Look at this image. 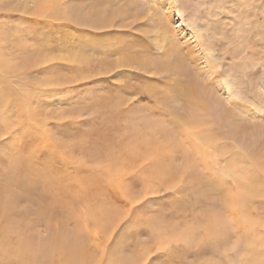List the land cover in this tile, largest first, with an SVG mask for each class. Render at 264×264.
<instances>
[{"label": "rangeland", "instance_id": "1", "mask_svg": "<svg viewBox=\"0 0 264 264\" xmlns=\"http://www.w3.org/2000/svg\"><path fill=\"white\" fill-rule=\"evenodd\" d=\"M4 4L8 5L5 10L9 7L14 11L2 10L12 14L8 25L0 21L2 52L15 49V61L21 63L22 59H35L38 51L46 49L48 61L43 65L35 61L37 65L29 69L25 81L35 98L31 106L47 124L52 145L62 148L63 162L82 163L85 172L93 167L100 169L124 150L127 142L121 136L128 130L124 124L128 126L136 118L141 121L144 113L148 115L143 117L145 122L157 120L165 131L162 139L174 147L169 154L171 165L163 166L169 173H176L172 178L155 179L151 163L145 166V161L139 168L135 162L134 170L143 171L133 178L132 172L125 177V167L115 161L113 172L124 177L119 187L113 186L116 181L105 173L82 180L81 175L67 171L69 174H63V200L72 206L78 191L87 190L88 197L80 195L85 204L71 209L70 215V207L63 202V212L56 219L48 224L35 223L36 227L26 234L46 241L62 226L64 237L72 239L78 233L77 237L91 247L82 215L86 213L88 231H92L95 225L88 218L93 210L88 209L104 204L99 205L102 209L98 212L109 210L112 221L120 218L121 223L103 247L116 251L127 264L139 254L143 255L142 264H253L248 258L264 264V0H56L51 13H66V21L63 16L47 19L48 12L46 19L44 14L42 18L26 14L23 9L32 11L35 0H0V5ZM94 20L104 21V27L91 29L82 24ZM163 22L174 49H168L164 36H159ZM174 52L191 74L185 77L164 71L162 76H155L157 64L163 67L172 63ZM190 52L194 62L188 57ZM127 57L136 60L131 62L133 67L114 71L113 63ZM55 67L74 71H49ZM193 84L210 95L211 106L205 110L197 101L184 97V91L194 89ZM126 85L142 90L146 97L134 102V95L125 93ZM178 86L182 89L176 103L173 96ZM163 100L165 106L161 105ZM115 101L127 112H114L115 103L111 102ZM152 105L154 110L147 112ZM222 111L228 112L224 118ZM192 119L200 124H188ZM208 133L209 143H201L197 136ZM39 177L14 189L21 199L14 212L21 217L26 214L28 219L33 218L40 205ZM4 182L0 177V196L10 192ZM95 182L99 188L110 185V196L104 197L102 191L98 193L104 194L98 197ZM243 187L261 192L249 196ZM28 189L29 196L25 193ZM130 202L133 207L127 204ZM19 218L15 224L24 227ZM212 221L218 227L209 231ZM168 228L170 231H166Z\"/></svg>", "mask_w": 264, "mask_h": 264}, {"label": "bare ground", "instance_id": "2", "mask_svg": "<svg viewBox=\"0 0 264 264\" xmlns=\"http://www.w3.org/2000/svg\"><path fill=\"white\" fill-rule=\"evenodd\" d=\"M35 1H36L35 7L30 12L26 11L27 8L23 6V8H26V9H23L26 14L28 15L32 14L33 16L40 15L42 18L41 14L45 15V13L48 12L47 17L45 15L43 16V18L46 17L48 19L52 15V17H55V19L63 16V21L68 20V18L65 16L66 13L64 12L62 13L63 15H60L61 12L59 11L57 13V10H54L51 13L52 7L55 6L56 4V0H35ZM58 1L59 0H57V2ZM6 6L8 5L7 4L0 5V7L3 8V9L0 8V19H4L0 21H1V24H4V25H8L7 22L12 16V14L10 16L6 13H3V11L5 10L4 7ZM11 10L14 11V9H10L8 7L6 8L4 12L6 11L11 12ZM120 13L121 12H117L116 14H120ZM116 14L113 13L112 16L115 17ZM33 18L31 19L33 20ZM158 18L160 19L161 17H158ZM133 22H136V20H134ZM159 22H161V20H159ZM79 23H81V21ZM108 23L109 22H107L106 25H108ZM82 24L88 25L89 28L91 29L92 27L99 29V27H104L105 25L104 21H97V20L91 21L89 23L82 21ZM158 24L161 25L162 23H158ZM161 26L162 27L159 26L160 27L159 36L161 37L164 36V42L167 41L169 45L168 49H174L173 48L174 43H173L172 38H170V36L168 38V34H167L169 32L168 26H166L165 23L164 25H161ZM202 38L205 42L204 37ZM198 45L200 47L201 44H198ZM202 49H205V48L203 47ZM2 50L4 49H0V177H2L5 180L3 185H5L6 183L5 190L10 191L9 192L10 194L5 193L4 196H0V264H127L126 262H124L117 256L116 251L108 250V249L105 250L103 247L104 243L107 242L106 240H108L109 237L113 234L114 230L116 229V227L118 226L120 222L119 221L120 218L118 219L117 222L115 220L112 221L114 217H111V213L109 210L103 209L104 211L98 212L99 209H102L99 207V205H104V204H98L97 206L89 207L88 209L90 211L93 210V212L91 213V216L88 218L95 225L92 231H88V227L86 224L87 222L85 221L86 218H84L86 213H83L82 215L83 221H84V227L87 230L85 234L86 238L92 241L91 247L88 246L81 238L77 237L78 233H76L72 239L71 238L68 239L66 236L64 237L65 233L63 232L62 226H60L59 227L60 229L57 232H54L53 235H51V237L47 239L46 241H40V239L34 240L32 237L28 236L26 232L36 227L35 223L39 224L44 221L46 224H48L50 221H53V219H56V215L59 214V212L60 214L63 212L62 211L63 202H64V205H68L67 207H70V212H69L70 215H71V209L74 210L73 208L77 207L78 204H85L83 202L85 198L82 197L81 199L80 195L83 196V194L84 195L86 194L88 197L89 194L87 190L78 191L79 193L77 194L78 196L74 194L77 197L76 202L71 201L74 207L73 205L71 206L70 203H67L63 200V191H61V189L63 188V174L64 173L69 174V172L67 171H71L75 176L81 175L82 180H84L86 176L90 179L99 178L101 177L102 173H105L108 176H112V180L116 181V183H114L113 186L117 185L118 187L120 183L121 185L123 184L124 177L122 178L121 176L122 174H119L118 172H113L112 168H113V164L115 163V161H117L118 163H121L122 167H125L124 168L125 177L129 176L131 172L133 175L136 173L139 174L141 169H139V171H135L137 169L134 170V167H135L134 165L136 162L139 168L140 166L139 163L141 161H145V166H146V162L151 163V164L149 163L150 164L149 168L151 169L150 171H153V174L156 176V177L154 176L155 179L164 178V177L172 178L174 175L176 176V173H169L170 171L165 170V168L163 167L165 165L169 166L171 162V157L169 154L171 150L174 149V147L171 146L168 141L162 139L163 135H165V131L160 126H158L157 120H155L151 116L150 117L154 119V121L152 119L151 121L146 119L147 121L146 123L144 119L146 118L144 117V115H146L145 113L144 115H142V118L137 115L139 118H141V121H143L142 123L140 119L137 120L136 118L137 122L133 119V121L130 120L131 121L129 122L130 125L126 126V123H125L123 126L124 128H128V130H126L127 132H125V134L121 136L122 140H125L127 142V143L125 142L126 149L124 147V150L122 149V152L119 151V153H117L118 156L116 154V157H114L113 160H110L109 162L107 161L108 163L102 166L100 169L95 170V168L93 167V168L88 169L89 172H85L83 171L84 165H80L82 163L77 164L73 162L72 163L63 162V155L61 154L62 148L60 149L59 146H56L57 145L56 143H55L56 145H52V142L50 140L49 131L47 128V124L43 120H40L37 117L38 112L36 113L35 109L32 108L31 106L33 103L32 99H35V98L32 95V92L30 90L31 85L30 84L27 85L28 82L25 81L26 78L28 77V72L30 71L29 69L31 67L36 66L37 63H40L41 65H43L48 61V59L45 56L46 49H44V51L42 50L43 52L38 51V55L35 58L36 60L34 58H27L26 60L22 59L21 63L16 62L17 58H15L16 56L15 49H11L12 52L7 51V53L2 52ZM40 53H42L41 58H40ZM118 53H120V51H118L116 54ZM188 57H190V59H193V62H194V58H193L194 56L191 52L190 54H188ZM172 58H173L172 63L169 62L170 66H168L169 63L167 65H164L163 67L160 64H157L158 68L155 70L154 73L153 72L152 73L155 76L156 75L162 76L161 74H163L164 71L171 72L170 75H175V73L178 72L179 75H183L185 77L191 74L185 68L183 61L179 60L178 53L174 52V54L172 55ZM133 59L132 61H130L129 57L122 58L121 60L115 61L112 67L114 68V71L115 69L118 70L121 68H126V69L132 68L133 67L132 63L135 60ZM137 66H139V64ZM143 66L145 65H142V67ZM139 68L141 67L139 66ZM147 68L145 69V71L147 70ZM142 69L143 68H141V71ZM45 84H48V83L46 82ZM45 84H43V86ZM193 86H194V89H192L191 91H187V90L184 91V97H189L197 101V103L201 106L203 110H205L208 106H211L210 95L204 91L202 86H200L199 84H193ZM123 88L126 91L125 92L126 94L128 92L130 93L129 95L131 96L134 95L133 96L134 102L141 100L143 96L146 97L144 92L142 90H138L137 88H135V86H134L135 89L130 85H126ZM123 88H119L120 91ZM181 89L179 87V90H174V91H177V93L173 96L174 99L172 97V99L175 102L176 100H178L179 94L181 93ZM44 92L47 93V89H45ZM226 93H228V97H231V91L229 87L226 88ZM111 103L112 104L115 103V106L113 105L114 112L116 111L127 112V111H124L125 109H121V106H123L122 103L119 104V103H116V101L111 102ZM111 103H109L110 106H111ZM109 104L106 106L109 107ZM161 105L165 106L164 100L161 102ZM154 108L155 106L152 105V107L149 108L150 110L147 109L149 110L147 112H152ZM227 115H228V112L222 111L221 118H224ZM173 117L172 119H175L176 116L174 118ZM228 120L230 121L231 119H228ZM189 123H193L194 125L200 124V122L194 121L193 119L190 120L188 124ZM182 124L184 125L183 122ZM124 137L125 139H123ZM210 137L211 135L209 133L207 135L200 134L197 136L198 140L201 141V143L206 140L209 143ZM161 139H162V144H160L159 142ZM163 158L166 159V162L168 163H165ZM239 160L240 159H235V161H239ZM96 165H99V164L96 163ZM114 169H118V168L115 167ZM141 171H143V169ZM38 174L42 176L43 178L39 177ZM141 174L142 173H140V175ZM133 175H132V178L137 176V175L136 176L135 175L133 176ZM34 177H39L41 179L40 183L42 185V188H41L42 195L38 194L40 205L36 206V211L34 212L33 218L28 219L26 214L25 216L21 217L19 216V214H16L14 212V208L16 207L18 203H20L19 202L20 196L18 195L19 196L18 198V196L14 193V189L18 187L17 185H21L22 182H25L23 185L26 186L28 183V180ZM112 180H109L108 182L111 183ZM252 180L253 179L250 177L249 181H252ZM99 184L102 185L103 183L100 182ZM94 186H95V191H96L95 194H97L98 197L104 194V193H98V192L104 191L106 193L104 197L106 195L110 196L112 192V190L110 191L109 189L110 185L103 186V187L101 186V188H99L98 182H95ZM34 187L35 186H33L32 188ZM246 188L244 189L247 191L249 196L254 195L255 193L261 192V191L255 192V190L251 188H248V187ZM144 192L146 193V191ZM2 193L3 191L1 192V194ZM25 193L27 196L31 194L29 189L26 190ZM97 198L95 197L96 201H99L97 200ZM244 198L245 197H242L240 199V202H243ZM127 204L129 205V207H133V204H131V202ZM127 204H125V206ZM82 207H85V205H83ZM94 207H96L95 211H94ZM19 217L22 218L24 227L23 225H20L17 223L15 224V219ZM102 224L105 225L103 228L101 227ZM166 227L167 226H165L164 228ZM216 227H218V225L216 224V222L212 221L208 228H209V231H213L216 229ZM168 229L166 231H170V228ZM222 230H223V233H225L224 229ZM222 236L224 235L222 234ZM183 240L186 241V239H183ZM179 241H181V239H179ZM140 256H142V258H140ZM261 257L259 258L260 260L264 256L262 258ZM248 260L252 262L254 261L253 264H260V261H258V259L252 260V258L251 259L248 258ZM142 261H143V255L139 254L138 256H135L134 258H132L128 264H142L143 263Z\"/></svg>", "mask_w": 264, "mask_h": 264}, {"label": "snow or ice", "instance_id": "3", "mask_svg": "<svg viewBox=\"0 0 264 264\" xmlns=\"http://www.w3.org/2000/svg\"><path fill=\"white\" fill-rule=\"evenodd\" d=\"M50 72L56 73V72H71L74 71V69L69 68V67H55L49 69ZM262 92H264V87H262Z\"/></svg>", "mask_w": 264, "mask_h": 264}]
</instances>
